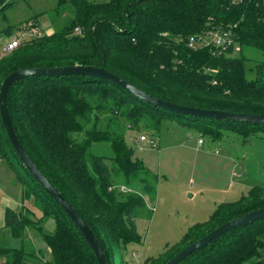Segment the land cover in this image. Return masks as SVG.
Returning <instances> with one entry per match:
<instances>
[{
  "label": "trees",
  "instance_id": "16d2710c",
  "mask_svg": "<svg viewBox=\"0 0 264 264\" xmlns=\"http://www.w3.org/2000/svg\"><path fill=\"white\" fill-rule=\"evenodd\" d=\"M60 2L72 8V18L59 32L32 34L4 54L0 86L8 74L20 70L92 66L173 104L264 115L263 67L257 65L255 79L247 80V59L239 55L241 48L264 53L263 0H243L236 5L229 0ZM10 5H2L1 11ZM35 29H40L36 18L21 27L23 33ZM223 31L231 32L240 51H234V44L226 50L213 45L188 46L192 37ZM7 107L23 149L87 224L108 264H126L123 248L140 243L134 220L145 208L144 195L153 191L154 178L133 158L127 130H158L165 119L214 141L224 131L244 140L258 134L264 138L263 124L166 112L115 84L82 76L20 80L9 88ZM0 162L23 188L21 218L19 212L7 208L4 227L16 239H22L27 228L35 230L50 256L44 260L23 247L0 248V264H97L79 230L21 164L1 121ZM260 208H264V189L255 187L238 201L218 205L207 221L190 227L179 242L143 264H165L220 225ZM47 219L54 223L51 234L43 232ZM262 250L264 218L224 234L178 264H264Z\"/></svg>",
  "mask_w": 264,
  "mask_h": 264
},
{
  "label": "rangeland",
  "instance_id": "374dc122",
  "mask_svg": "<svg viewBox=\"0 0 264 264\" xmlns=\"http://www.w3.org/2000/svg\"><path fill=\"white\" fill-rule=\"evenodd\" d=\"M86 1L106 3L109 0ZM7 3L11 5L0 12V27L14 28L13 37L22 36L25 40L31 36L27 39L23 31L20 33L16 29L21 23L36 18L41 30L35 29L30 33H55L73 15L72 8L60 0H8ZM0 39L1 58L4 54L2 46L9 37L0 33ZM21 41L24 40L19 39ZM241 54L247 59V80L255 79L257 65H262L264 73V53L241 48ZM140 136H145L146 141H140ZM125 137L133 150V158L154 178L153 191L144 195L145 208L138 212L134 220L140 243L129 244L122 250L126 264H143L148 259L157 258L167 246L179 242L190 227L207 221L218 205L238 201L243 195L248 196L255 187L264 189V138L261 134L244 140L237 134L224 131L223 137L214 141L163 119L158 130H127ZM151 140L155 141V148L150 146ZM199 140L203 142L200 147ZM0 172H5L2 178L8 190H12L13 196L20 200L23 188L12 171L5 163H0ZM121 190L127 191V188L122 187ZM2 198L0 190V248L23 247L26 253L49 260V251L35 230L27 228L22 239H16L9 229L2 226ZM27 204L40 216L31 204ZM21 207L19 204L14 211L20 213ZM42 228L44 233L51 234L54 231L53 221H43ZM260 254L264 258V250Z\"/></svg>",
  "mask_w": 264,
  "mask_h": 264
},
{
  "label": "water",
  "instance_id": "95a60500",
  "mask_svg": "<svg viewBox=\"0 0 264 264\" xmlns=\"http://www.w3.org/2000/svg\"><path fill=\"white\" fill-rule=\"evenodd\" d=\"M66 76H82L93 79L103 80L119 86L131 96L138 100L152 105L158 109L166 112H172L175 114H182L196 118H205L213 120H224L237 123H250V124H263V114H237L232 112H225L219 110H206L193 107L182 106L173 104L164 100L155 98L145 92L139 90L135 86L130 85L126 81L117 77L116 75L107 72L104 68H96L92 66H67L56 67L49 69H25L8 74L2 81L0 86V121L5 131L7 139L18 157L21 164L25 167L32 178L38 183L44 192L59 206V208L70 219L74 226L79 230L84 240L92 250L97 264H108L107 259L99 245L97 239L93 235L84 220L79 216L75 209L65 200V198L57 191L56 188L45 178V176L37 169L35 164L29 158L21 143L17 139V135L12 127V123L8 114L7 107V95L9 88L19 82L20 80L36 77H66ZM21 218V213H19ZM264 218V208H260L251 212H248L242 216L234 218L219 227L215 228L207 235L193 242L189 246L185 247L174 255L165 264H178L186 257L190 256L194 252L201 248L206 247L212 241L218 239L224 234L235 230L241 226H244L250 222H254Z\"/></svg>",
  "mask_w": 264,
  "mask_h": 264
},
{
  "label": "built area",
  "instance_id": "2783aa9c",
  "mask_svg": "<svg viewBox=\"0 0 264 264\" xmlns=\"http://www.w3.org/2000/svg\"><path fill=\"white\" fill-rule=\"evenodd\" d=\"M231 4L236 5L241 3L243 0H229ZM264 4V0H263ZM75 32L80 34L79 29H75ZM231 32L230 31H223V32H210L207 33L205 36L201 37H192L189 40V47H201V46H208V45H213L217 49L221 50H226L229 46H232L234 43L232 42L231 39ZM209 39V40H206ZM1 41V39H0ZM19 39H14V40H9L5 41L4 45L2 46V51L4 54H8L11 51H13L15 48L18 47L19 45ZM234 51L238 52L240 51V47L234 44ZM140 141H146L145 136H140L139 137ZM199 145L202 143L201 140L198 141ZM150 146L152 148L156 147V143L154 140L150 141Z\"/></svg>",
  "mask_w": 264,
  "mask_h": 264
},
{
  "label": "crops",
  "instance_id": "0c3cea01",
  "mask_svg": "<svg viewBox=\"0 0 264 264\" xmlns=\"http://www.w3.org/2000/svg\"><path fill=\"white\" fill-rule=\"evenodd\" d=\"M7 1L8 0H5L3 4H0V12H1L2 5L9 4V3H7ZM23 24H24V22L21 23L20 25L16 26L17 27L16 29L17 30H20V33H22L21 27H22ZM0 28H2V29H0V33H2V35L3 34H6L10 30V27L1 26ZM13 31H14V29L11 31V33ZM42 31H43V29H42ZM24 34L26 35V38L28 39V36L29 35H32V34H35V33H24ZM50 34H52V32L47 33V35H50ZM6 36L9 37V39H6L5 41L14 40V39H20V40H22V36H20V37H13L12 34L9 35V36L8 35H6ZM3 56H4V54H3ZM201 145H203V142L200 145L198 143V147H200ZM0 163H2V162H0ZM1 173H2V175H1ZM4 173L5 172H0V190H1V193H2V195L4 197V198H2V201H1V207H2V212H3V217H4V212H5V210L7 208L10 209V210H12V211H14V210H16L19 207V204H20V200L17 199V198H15L13 196L12 190H8V185H7V183H5V181L2 178V176H3ZM3 225H4V218H3L2 226Z\"/></svg>",
  "mask_w": 264,
  "mask_h": 264
}]
</instances>
